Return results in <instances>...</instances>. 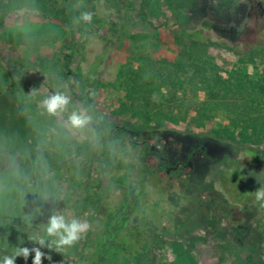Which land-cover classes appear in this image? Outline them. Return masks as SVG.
<instances>
[{"label":"rangeland","instance_id":"1","mask_svg":"<svg viewBox=\"0 0 264 264\" xmlns=\"http://www.w3.org/2000/svg\"><path fill=\"white\" fill-rule=\"evenodd\" d=\"M56 93L70 103L51 116ZM73 111L90 123L72 128ZM260 187L264 0H0V264L24 247L95 264L93 233L127 188L125 230L148 239L112 264H264ZM53 214L92 225L71 251L47 246Z\"/></svg>","mask_w":264,"mask_h":264},{"label":"clouds","instance_id":"2","mask_svg":"<svg viewBox=\"0 0 264 264\" xmlns=\"http://www.w3.org/2000/svg\"><path fill=\"white\" fill-rule=\"evenodd\" d=\"M93 13L89 11H83L73 18V24H79L81 22L88 24L93 19ZM35 93V89L32 90ZM70 103L69 97L56 93L43 99L41 102L42 107L51 116H57L62 114ZM91 117L83 112L73 111L68 117V123L72 128L82 129L90 123ZM257 202H264V187L258 188L254 193ZM92 225L84 220L75 217H66L63 214H53L49 217L45 232L47 237L53 238L51 243L47 246L52 248L55 246L57 252L63 251L65 248H70L76 245L81 238L86 234ZM29 239H36L35 237H29ZM37 242L44 246L46 241L44 238H39ZM35 253L33 264H42V260L47 258L51 261V257H45L38 248L29 249L27 247L17 248L14 250L13 255L5 256L2 264H16L17 257H23L25 260L29 258L31 253Z\"/></svg>","mask_w":264,"mask_h":264},{"label":"trees","instance_id":"3","mask_svg":"<svg viewBox=\"0 0 264 264\" xmlns=\"http://www.w3.org/2000/svg\"><path fill=\"white\" fill-rule=\"evenodd\" d=\"M167 108V110L170 109V107ZM168 121L178 123L175 119H169ZM128 191L129 188L126 189V206L122 205L120 208L110 210L103 220L105 228L97 233H93V240L97 245L92 259V262L95 264H112L111 255L117 250L129 256L134 255L140 249V243L148 239L146 231L139 229L135 232L129 231L128 233L125 230L126 223L138 211L136 202L130 204V194ZM68 251L71 250L69 249ZM62 255L65 257V253H62ZM71 264L79 263L72 261Z\"/></svg>","mask_w":264,"mask_h":264},{"label":"flooded vegetation","instance_id":"4","mask_svg":"<svg viewBox=\"0 0 264 264\" xmlns=\"http://www.w3.org/2000/svg\"><path fill=\"white\" fill-rule=\"evenodd\" d=\"M164 143H165V140H164V138L163 137H160V138H158L152 145H151V150L153 151V152H156V153H158L159 155H161V159H162V161L164 162V157H162V154H163V150H164V148H161V147H164ZM196 157H198V155H200L201 153H204V155H205V149H203L202 151H200L199 152V150L197 149L196 151ZM195 157V158H196ZM194 158V159H195ZM206 160H211V158H209V157H206ZM192 165V164H191ZM187 166V163L186 164H184V163H178V165L176 166V167H172V168H168L167 169V171L169 172L171 169H179V168H181V167H184V168H186V167H192V166Z\"/></svg>","mask_w":264,"mask_h":264},{"label":"water","instance_id":"5","mask_svg":"<svg viewBox=\"0 0 264 264\" xmlns=\"http://www.w3.org/2000/svg\"><path fill=\"white\" fill-rule=\"evenodd\" d=\"M203 149H205V148H201L200 150H199V152L200 151H202ZM206 151V150H205ZM196 157V152H194L193 154H192V157H191V159L189 160V162L187 163V166H190L191 164H192V162H193V159ZM164 162H165V164H167L168 163V160L167 159H164Z\"/></svg>","mask_w":264,"mask_h":264}]
</instances>
